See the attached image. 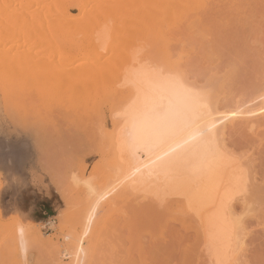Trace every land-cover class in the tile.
Here are the masks:
<instances>
[{"label":"bare ground","instance_id":"1","mask_svg":"<svg viewBox=\"0 0 264 264\" xmlns=\"http://www.w3.org/2000/svg\"><path fill=\"white\" fill-rule=\"evenodd\" d=\"M197 26L227 28L216 31L224 36L229 29L234 47H250L257 31L251 40L243 35L253 27L259 33L264 29V0H0V82L12 89L15 76L30 83L41 74L44 82L34 78L31 85L45 98L46 111L69 128L77 127L76 134L78 125L86 128H79L78 140L104 159V187L90 195L88 206L78 202L84 207L81 214L59 220L60 245L46 244L52 264L90 261L77 230L82 237L88 234L97 208L117 197L126 210L121 213L123 231L132 232L130 222L136 217L149 225L137 238L136 257L132 252L137 248L128 250L129 255L133 250L129 258L137 264H221L227 259L233 264H264V222L257 213L249 215L264 206V95L250 88L249 99L259 98L243 104V93H238L233 108L229 85L234 79L218 77L219 84H229L219 85L225 86L223 91L206 80L209 74H196L199 68L192 62L200 56L191 59L181 48L188 46L194 33L190 30ZM226 38L225 46L230 41ZM177 73L184 85L205 95L206 107L176 93L172 84ZM14 91L5 94L10 105ZM245 104L250 105L244 110ZM213 144L220 156L211 150ZM36 226L15 219L10 232L5 228L10 234L5 239L11 256L7 263L45 264L37 252L45 226Z\"/></svg>","mask_w":264,"mask_h":264},{"label":"rangeland","instance_id":"2","mask_svg":"<svg viewBox=\"0 0 264 264\" xmlns=\"http://www.w3.org/2000/svg\"><path fill=\"white\" fill-rule=\"evenodd\" d=\"M111 1H117V0H111ZM202 27L197 26L196 28L190 30L191 33H193V31L194 33L193 35L190 33L192 36L188 39L187 41L188 43L186 42L188 46L181 48L182 54L184 55L190 54L191 56L190 55L189 56L191 57V59H193L194 56L196 58L200 56L199 58H197L198 61H196L197 59H195V57H194L195 60L194 61L192 60L193 62L190 60V62L193 63V64L191 63L192 66L193 65L195 66L194 63L200 65V66L196 65L194 67V68H199L198 70L200 71V72L197 71L196 74L198 75L203 74L205 76L209 74L208 79L206 78L205 79L209 80L210 78V83L213 82L212 86L214 85L219 86L220 84L225 83V82L222 83L220 82L219 84V81L222 79H218V77L220 76L219 78H222L223 75L227 74V79L228 77H231L232 80H230L231 78H229V80L233 81L234 79V81L230 85L227 84L228 82H226L225 85L227 84L230 86L229 88L231 89L233 96L236 95L234 91L237 94L243 93L241 95L243 96L244 100L242 99V97H240V101H243L242 102L243 104L247 100L253 101V97H255L256 95L253 96L251 95L252 98L249 99L250 98L249 93L251 92V90L252 91L255 90V88H257V90H255L257 95H259L260 97L261 94L264 95L263 93L264 89L261 88L262 86L264 87L263 84L264 78H262V76H264L263 75L264 41L262 42V40H264L263 39L264 29H260V33H259L258 32L259 29L256 30L257 28L253 27V29H250L251 28L250 27L249 29L251 31L247 29L249 32H246V28H245L244 33L246 32L247 34L245 33L243 35V38L244 36L248 37L249 35L250 37L249 40H251L253 38L252 34H254L253 31L255 32L257 31L258 33L256 32L257 35L255 34L253 35L256 37H254V39L251 40V44L249 43L250 47H246L245 45L247 44L241 43L243 40L240 39L239 43H241L242 47L241 46L239 47L237 45L239 47L238 48V47H234L236 45L235 44L236 40L235 41L234 39L232 40L233 36L230 37V34L232 33L229 32V29L224 32V36L226 35V37L228 36L226 33L227 32L229 33V36L226 38L222 36L223 34L222 29L224 28L221 29L216 27L215 29H213V27H203L204 30L203 31ZM204 28L205 29L207 28V30H205ZM216 29H219L217 31L220 30L222 31L217 32ZM198 30H200L201 32H199ZM213 30L217 32L218 34L217 36H216V32H214ZM205 32H207V34ZM209 32L214 34L211 35ZM219 33L221 36L219 35ZM241 34L239 33V30L236 33L237 36H241ZM206 35L207 38L206 40H204ZM213 36H215V38H217L218 40L215 39ZM220 37L222 39L226 38V40H229L228 38H230V41L231 40L232 41L231 42L226 41V46L229 45V48H231L232 47L231 44L234 41L233 47L235 48V51L236 49L240 51L237 50L235 53H233L234 52L233 47H232L233 51L232 48L228 50V46L226 47L225 43H222L225 42V39H223L224 41H222ZM216 41L217 42L221 41V42L217 43ZM246 41L249 42L248 40ZM214 43H216L217 45L216 44H215L216 46L213 45ZM223 46L225 49L223 48ZM198 47L201 48L200 51H198L199 50ZM241 48L244 49V54L242 51L243 49ZM181 49L177 50L178 53L181 52L180 51ZM256 49H259V51L261 50L260 52L259 51L256 52L257 55L260 56V58L257 57V55L255 54ZM249 50L250 51L253 50L254 53L253 52L250 53ZM188 51L190 53H188ZM227 51L228 52L230 51L229 54H227L228 53ZM191 52L195 54H192ZM238 52L239 55L237 56ZM226 54L228 55V58ZM224 55H226V59L223 57ZM254 55H256V58ZM203 56H205L204 59L201 58ZM106 57L107 55H105V58ZM230 58H232V60ZM240 59L242 60L238 61ZM254 59L255 61H253ZM257 59L259 63L257 62ZM247 60H249L250 63L249 61L247 63ZM172 61H174V59ZM231 61L234 63H232ZM243 61H245L244 63L246 64H244ZM254 63L257 66L256 65L254 66ZM200 67L202 68V71ZM208 67H210L209 70L217 67V70H215V72L211 70L210 72L208 69L206 70V68ZM249 67H251L253 70ZM229 69L233 71L230 72ZM245 70L248 74H246V72H243ZM229 73L230 76H228ZM260 74L262 76H260ZM9 75L11 78L13 77L14 74H9ZM40 75H39V79L36 77L37 75L36 76L34 75L35 77L31 78L30 83L29 81L26 80L27 78L24 79V77L18 78L17 76H15V79L10 80V84H12V87L14 88L8 89L6 87L7 91L5 86L3 85L4 82L3 83L0 82L4 86L3 87L2 85H0V264L10 263L11 256L8 255L9 249L6 246V244H8L7 243L8 240L5 239L10 237V234L7 232L11 228L9 229L8 227H12L13 221L15 219L20 220V222L23 223L24 225H29V226L33 225L37 227L36 225L42 224L45 226L44 229H42V242H43L42 247L44 248L40 247L37 250V252L39 251L38 254L41 255L39 256L42 258V260L44 259L45 264H52L53 259L51 258L50 255H48L50 254L49 252L50 249H48V247L51 248V244L53 243L60 245L61 241L63 242L62 238H60L61 236L60 235L61 233L59 231L60 221L64 217L72 215L73 213L74 216L75 214L76 215L81 214L84 210L83 208L85 206H88L87 203L89 202L90 204L91 202L92 196L90 195L98 191V189H102L104 187L103 186L101 188L104 171H105V169L103 168V162H104L103 157L97 154H93L92 149L89 146L84 147V142L79 141L81 140L80 139L81 137L78 134L81 132L80 129H83V127H81L82 125L81 126L78 125V127L81 128L80 129L78 128V131L80 132L77 131L78 133L76 134L75 131L77 130V127H75L76 130L73 129L74 128L73 126L69 128L68 127L69 125L67 126V122L65 120L63 119L59 120L61 118L58 119L55 113L49 110L46 111L45 108L47 106V103L45 102V98L36 94L37 91L36 88H34V85L33 86L31 85L34 82V78H35V82L36 80H38L39 82L42 78H44L42 77L40 79ZM214 75L217 76L215 78L216 80L214 79L213 81L212 79L213 77H215ZM25 77H28V75ZM29 77H32V75H30ZM44 79H42L43 82ZM205 79H203L202 77L201 79V81H203L202 84H204V82L206 81ZM259 79L260 82H258ZM261 79H262V83H261ZM25 80L27 81L28 84H25L26 83ZM6 84H7L6 86L9 87V82H7ZM18 86H20L21 88ZM235 86L236 89L233 88ZM222 87L225 86L221 85L218 88H221V90H223L224 88ZM259 87L263 90L261 89H260L261 91L258 90ZM9 88H11V86ZM10 90L17 91V92L14 91L15 93L14 94L12 93L11 94L12 96L8 97V99L14 102L11 105L9 104V102H6L7 98L5 97L7 93L10 92ZM228 90L229 89L227 87L226 91ZM249 90L250 92H247ZM259 91L260 92L263 91V92L260 93ZM16 94L18 95L17 97L18 99L20 97L19 100L16 98L18 101L14 100ZM246 94H248L249 96ZM239 96L240 95L238 94L237 99L235 96L233 98L230 97L229 105L230 106L232 105V107L234 108L235 104L239 102L238 99ZM259 96L258 97L256 96L255 98L258 99ZM235 99L237 101H235ZM251 101H247V102H251ZM246 105L247 104H245L243 109L244 108L247 109ZM15 106L18 109H16ZM84 129L86 130V128ZM84 129L82 130L83 132L85 131ZM64 198L65 199L68 198L67 200L71 203V205L70 203L66 204L65 201L63 200ZM78 199H80V201ZM86 200L89 201L87 202ZM78 202L81 203V207L82 205H84L82 209L80 207V204H78ZM73 203L75 207H73L74 206ZM76 206H78L79 209ZM123 206L124 203L121 201L119 197H117L114 203L112 202L111 204L105 205L103 206L104 208L102 209L97 208L94 214L98 216L97 218L99 221L98 220H97L98 222L96 221L97 219L96 217H95L96 219L94 218L95 220L93 219L91 221V223L89 224L90 227L88 234L86 233L83 235L84 237H82V232H81L82 230L78 228L77 233L79 236H81L80 238L83 239L82 240L83 247L87 249L86 251L88 252V257H90L88 258V260L91 261L92 258H94V262L93 261L90 262L87 260L88 262L84 264H137V261L135 263V261L130 259L131 258L130 256L132 253L134 255L136 252L135 254L136 257L137 252L140 250L139 249L140 245L137 241L138 240L137 238L143 233L146 234L147 227L149 225L147 223V220L144 219L143 217H136L130 222L132 232L130 231V229H126L125 231H123L124 230L123 227L125 225V220L121 214L123 213L122 211L124 210L125 207ZM255 207L257 208V206ZM47 208L50 211H48ZM257 209L259 210L258 211L256 209L252 210L251 212L252 214L250 213L249 215L252 216V215H256L255 213H257L259 219L261 218L259 222H264V206H258ZM125 211L126 210H124V212ZM54 220L56 221V224L53 225V227L51 225H48L50 222H53ZM94 223L96 224L94 225ZM5 228L6 229L8 228L7 232ZM116 229L118 230V232ZM158 231H156V234H158ZM6 233L8 236L6 235ZM94 233L96 234L94 235ZM89 234L92 235L90 236ZM87 235H89L90 238L93 235L94 236L90 239ZM147 239H150V237H148ZM46 244L48 247L46 246ZM89 244L92 249L88 248ZM133 248H137V249H135V251L130 250L131 252L132 251L133 252L132 253L130 252L129 255L128 250ZM133 255L132 258L134 259ZM7 261H9V263H7Z\"/></svg>","mask_w":264,"mask_h":264},{"label":"snow or ice","instance_id":"3","mask_svg":"<svg viewBox=\"0 0 264 264\" xmlns=\"http://www.w3.org/2000/svg\"><path fill=\"white\" fill-rule=\"evenodd\" d=\"M174 90L176 93L185 99L193 100L197 107H206L205 104V95L199 91L188 88L186 85H184L183 81L179 79V74H175L173 77V84H172ZM211 150L215 152L217 156H220L218 149L215 148V145H210ZM221 264H233V262L230 259L224 260L221 262Z\"/></svg>","mask_w":264,"mask_h":264},{"label":"trees","instance_id":"4","mask_svg":"<svg viewBox=\"0 0 264 264\" xmlns=\"http://www.w3.org/2000/svg\"><path fill=\"white\" fill-rule=\"evenodd\" d=\"M48 209V208H47ZM48 211H50L49 209H48Z\"/></svg>","mask_w":264,"mask_h":264}]
</instances>
